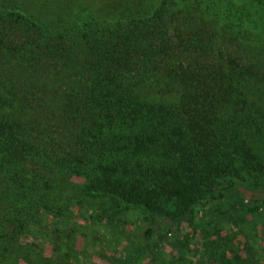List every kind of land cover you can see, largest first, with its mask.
<instances>
[{
	"label": "trees",
	"instance_id": "16d2710c",
	"mask_svg": "<svg viewBox=\"0 0 264 264\" xmlns=\"http://www.w3.org/2000/svg\"><path fill=\"white\" fill-rule=\"evenodd\" d=\"M237 7L0 0V236L71 203L142 213L148 248L198 216L202 264H264L218 223L264 206V53L240 37L264 4Z\"/></svg>",
	"mask_w": 264,
	"mask_h": 264
},
{
	"label": "rangeland",
	"instance_id": "374dc122",
	"mask_svg": "<svg viewBox=\"0 0 264 264\" xmlns=\"http://www.w3.org/2000/svg\"><path fill=\"white\" fill-rule=\"evenodd\" d=\"M246 0H222L224 11L232 17L237 16V6ZM264 4V0H263ZM252 13L251 15H253ZM259 21H248L246 32L240 36L251 38L255 50L264 53V12ZM255 18V17H254ZM201 116L205 113L200 112ZM264 155V150L261 152ZM74 182L84 180L75 177ZM66 212L55 217L52 210L46 212L40 220L18 238L0 236V264H202L203 240L195 226L198 216L192 217L188 224L172 233L167 240H157L147 244L143 229L146 225L144 215L138 211H129L117 223L114 220H100L96 208L88 213L78 214L80 208L66 204ZM230 208V209H229ZM230 210L238 212L239 226L232 224ZM93 211V215H92ZM219 226L230 231L235 241L252 243L264 262V206L252 208L221 207ZM243 211V212H242ZM237 214V213H236ZM63 233L58 239L56 230Z\"/></svg>",
	"mask_w": 264,
	"mask_h": 264
}]
</instances>
